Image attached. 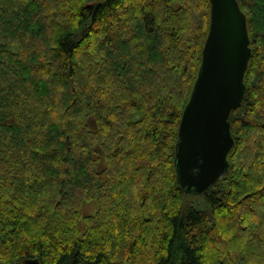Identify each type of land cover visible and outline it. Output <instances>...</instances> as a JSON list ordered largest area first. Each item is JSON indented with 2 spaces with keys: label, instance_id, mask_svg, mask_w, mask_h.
Segmentation results:
<instances>
[{
  "label": "trees",
  "instance_id": "trees-1",
  "mask_svg": "<svg viewBox=\"0 0 264 264\" xmlns=\"http://www.w3.org/2000/svg\"><path fill=\"white\" fill-rule=\"evenodd\" d=\"M238 1L235 144L194 195L174 159L210 0H0V264H264V0Z\"/></svg>",
  "mask_w": 264,
  "mask_h": 264
},
{
  "label": "water",
  "instance_id": "water-1",
  "mask_svg": "<svg viewBox=\"0 0 264 264\" xmlns=\"http://www.w3.org/2000/svg\"><path fill=\"white\" fill-rule=\"evenodd\" d=\"M210 29L176 145L178 185L201 195L229 169L235 139L230 115L242 102L252 49L246 13L238 0H210ZM37 264L38 259L26 261Z\"/></svg>",
  "mask_w": 264,
  "mask_h": 264
},
{
  "label": "rangeland",
  "instance_id": "rangeland-1",
  "mask_svg": "<svg viewBox=\"0 0 264 264\" xmlns=\"http://www.w3.org/2000/svg\"><path fill=\"white\" fill-rule=\"evenodd\" d=\"M16 48V47H15ZM16 49H18V48H16ZM87 205H88V207H89V210L92 212V213H96L97 212V210H98V204H96L95 202H88L87 203ZM19 260V259H18ZM17 260V261H18ZM16 261V262H17ZM17 263H19V264H25L24 263V259H20ZM13 264H16L15 262L13 263Z\"/></svg>",
  "mask_w": 264,
  "mask_h": 264
},
{
  "label": "bare ground",
  "instance_id": "bare-ground-1",
  "mask_svg": "<svg viewBox=\"0 0 264 264\" xmlns=\"http://www.w3.org/2000/svg\"><path fill=\"white\" fill-rule=\"evenodd\" d=\"M252 49V48H251Z\"/></svg>",
  "mask_w": 264,
  "mask_h": 264
}]
</instances>
